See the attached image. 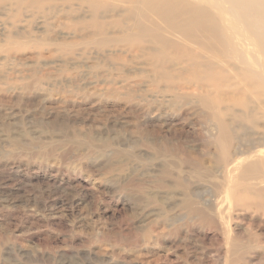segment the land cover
I'll return each instance as SVG.
<instances>
[{"label": "rangeland", "instance_id": "obj_1", "mask_svg": "<svg viewBox=\"0 0 264 264\" xmlns=\"http://www.w3.org/2000/svg\"><path fill=\"white\" fill-rule=\"evenodd\" d=\"M48 3L0 0V94L14 97L0 101V264H264V209L244 196L264 187V53L245 19L225 12L246 53L222 76L245 73L246 91L183 80L171 61L165 72L147 55L98 54L87 39L92 2ZM135 72L140 99L98 90ZM138 100L153 103L154 123L188 112L195 162L158 152L131 121ZM247 170L259 183L242 184Z\"/></svg>", "mask_w": 264, "mask_h": 264}, {"label": "bare ground", "instance_id": "obj_2", "mask_svg": "<svg viewBox=\"0 0 264 264\" xmlns=\"http://www.w3.org/2000/svg\"><path fill=\"white\" fill-rule=\"evenodd\" d=\"M28 1L33 6L42 7L52 0ZM86 1L93 3H91L93 8H88L90 11V24L88 28L95 27L96 31L88 33L87 39L90 40L89 42L94 43V51L98 54L107 52L109 57H113L114 55L112 54H115L117 58L120 56L119 52L131 55L132 57L147 55L157 59L158 61L154 65L159 66L165 72H169L165 68L168 65L166 62L171 61V64L176 68L186 69V74L182 76L183 80H186L188 76L203 80L217 88L224 89L225 87L227 89L228 87L239 85L241 90L245 89L246 91L248 76L243 72L232 74L226 80L227 83L223 81L222 75L225 74H223L222 69L228 65L233 66L229 68V70H232L236 67L233 57L246 53V50L243 49L244 46L237 44V41L231 38V32L237 34L239 32L236 27L224 24L225 12L232 15L236 22L238 19H245L247 28L254 36L260 50L264 53V0ZM224 1L228 5H225ZM116 13L126 15L128 19L120 24L116 20V28L106 29L107 23H110V19L120 15ZM242 40L244 41V45H246V41L251 42L250 39H246L245 41L243 37ZM13 53L16 54L17 52L14 51ZM33 57L29 54L23 58ZM257 62L260 63L259 61ZM133 66L138 68L142 65L134 62ZM147 67L150 68L149 66ZM142 68L139 69V72L142 71ZM112 72L110 71V73ZM259 74V72H254L251 76L256 77ZM135 76H138L139 79L135 80ZM129 78H132L133 82H127L126 80ZM140 79L141 76L138 72H135V74L129 73L126 77L122 74L121 78L111 81L110 85L99 87L96 86V83L92 87H99L98 90H103L104 93L110 94H119L120 87H122V89H126L130 98L132 97L131 95L134 96L135 92L142 90L140 89L142 87ZM90 83L93 84L94 82L90 81ZM118 83L120 85H116ZM34 85L37 86L39 83L37 81H33L32 85L26 83L18 85L15 83L12 87L24 89L34 87ZM189 92V88L185 86H178L177 88L178 94L184 95ZM172 96L169 95L167 100H171ZM134 98L140 99L138 96H134ZM13 99L12 94H0V101L8 103L11 106L13 105ZM61 104L58 105L57 109L63 106ZM134 104L132 107L130 104L128 105L130 107L127 106L131 114L134 115V119H131V121L136 127L155 136L153 143L161 155L171 160L179 157L183 162L196 161L191 156L193 152L191 153V149L189 148V138L193 136L194 140L198 139L197 133L192 130L195 121L187 122L191 116L185 109L181 112L180 118L173 119L175 115L167 113L168 115H165L163 118L160 117L162 120L154 123L150 120L153 103L138 100ZM154 106L157 105L154 104ZM176 112L178 113L179 111ZM215 126L219 131L218 137L224 138L228 136L229 131L222 128L223 124L219 119L215 122ZM242 174L248 176L247 182L242 184L250 186V183H259V181H255L254 172L247 170ZM255 191V194L247 193L244 196L250 197V195H253L252 204H256L255 207L257 209H264V187ZM139 260L137 264H144L143 260Z\"/></svg>", "mask_w": 264, "mask_h": 264}]
</instances>
